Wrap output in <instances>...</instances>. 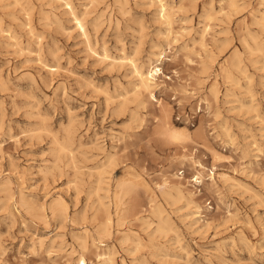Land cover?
<instances>
[{
    "label": "rangeland",
    "instance_id": "obj_1",
    "mask_svg": "<svg viewBox=\"0 0 264 264\" xmlns=\"http://www.w3.org/2000/svg\"><path fill=\"white\" fill-rule=\"evenodd\" d=\"M162 1L0 0V264H264V1Z\"/></svg>",
    "mask_w": 264,
    "mask_h": 264
},
{
    "label": "bare ground",
    "instance_id": "obj_2",
    "mask_svg": "<svg viewBox=\"0 0 264 264\" xmlns=\"http://www.w3.org/2000/svg\"><path fill=\"white\" fill-rule=\"evenodd\" d=\"M264 1V0H263ZM158 2H159V11H160V16L163 18V19H165V21L167 22V20H168V14L169 13H167V9L168 8H166L167 6L165 5V3L162 1V0H158ZM264 3V2H263ZM67 4V3H66ZM168 4V3H167ZM235 5V4H234ZM235 7V6H234ZM70 8V7H69ZM213 10V9H212ZM158 11V12H159ZM71 12V11H70ZM212 14V13H211ZM73 15V14H72ZM75 16V15H74ZM208 17H210V16H208ZM170 18V17H169ZM162 20V19H161ZM174 20V19H173ZM210 20V19H209ZM259 20H261V19H259ZM78 22V20L76 21V23ZM170 23V22H169ZM168 23V24H169ZM262 23H264V19L262 20ZM167 24V23H166ZM260 24H261V21H260ZM263 25V24H262ZM79 26V25H78ZM165 26V25H164ZM80 27H82V26H80ZM79 27V28H80ZM169 27V26H168ZM171 29V28H170ZM204 30H205V28H204ZM208 30V29H207ZM169 32V31H168ZM204 32V31H203ZM167 33V32H166ZM171 33V32H170ZM205 33V32H204ZM169 34V33H168ZM203 34V33H202ZM205 36V35H204ZM252 38V37H251ZM216 40H217V38H216ZM253 40V39H252ZM195 42V41H194ZM193 42V43H194ZM205 42V41H204ZM213 43V42H212ZM247 46V45H246ZM187 47V46H186ZM202 47V46H201ZM248 47V46H247ZM203 49V48H202ZM251 49V48H250ZM250 49H248L249 51H250ZM256 49V48H255ZM205 50V49H204ZM166 51V50H165ZM165 51L164 50H162V51H160L159 53H155V52H153V53H155V55H156V57L153 59V58H149L148 59V62H147V64L145 65V68L144 69H142V68H140V67H137V65H133L134 66V70H135V73H136V75H137V80H138V85L137 86H139V87H141L142 89H144V90H148L149 91V93L152 91V89L153 88H155L156 87V84H157V82H156V77H155V75H156V73L158 72V71H160V67L158 66L159 64H161V62H162V60H163V58L165 57ZM207 51V50H206ZM260 51V50H259ZM208 52V51H207ZM250 52H252V51H250ZM206 53V52H205ZM234 53H235V51H234ZM209 54V53H208ZM208 54H207V56H205V57H207V59H208ZM249 54V53H248ZM232 55V54H231ZM234 56H235V54H233ZM232 55V56H233ZM201 58V57H200ZM212 60V59H211ZM230 60V59H229ZM132 63V62H131ZM232 63V62H231ZM210 64V63H209ZM226 64V63H225ZM230 64V63H229ZM204 65V64H203ZM212 65V64H211ZM236 65V64H235ZM229 67H231V66H229ZM237 67H235V69H236ZM239 69V68H238ZM205 70V69H204ZM228 70V69H227ZM227 70H226V73H227ZM233 70H234V68H233ZM225 72V71H224ZM206 73V72H205ZM218 73V72H217ZM210 75V74H209ZM225 75V74H224ZM229 76V75H228ZM226 77V76H225ZM213 78V77H212ZM231 78V77H230ZM225 80V79H224ZM231 81L233 80V79H230ZM136 86V87H137ZM215 86V85H214ZM217 89V88H216ZM209 90V89H208ZM215 90V89H214ZM210 91H212V93H213V90L211 89ZM218 91V90H217ZM211 93V92H210ZM214 94V93H213ZM151 96L152 97H154L153 96V94L151 93ZM214 97V96H213ZM209 99V98H208ZM144 102V101H143ZM157 115V114H156ZM166 117H167V114H166V111L164 112V115H163V120H162V126H163V132H161V131H159L160 132V134L162 133H164V134H166V136H167V134H168V136L172 139V138H175L174 140H176V139H178V138H181L182 139V137L179 135V133L176 131V130H173L172 128H169V127H167L168 125H167V120L169 119H166ZM162 118V117H161ZM158 132V131H157ZM159 132H158V134H159ZM186 132V131H185ZM156 133V132H155ZM159 134V135H160ZM163 134V135H164ZM183 135H185V134H183ZM190 135V134H189ZM162 136V135H161ZM164 137V138H168V136L167 137ZM188 135L186 134L185 135V137H187ZM191 137V136H190ZM170 139V140H171ZM177 140V142L179 141V142H183V141H185L186 139H189L188 137L185 139V140ZM68 140V139H67ZM165 140V139H164ZM166 140H168V139H166ZM189 140H191V139H189ZM65 141V140H64ZM188 141V140H187ZM193 141V140H192ZM66 143H67V141H66ZM186 144V143H185ZM63 146V145H62ZM64 146H65V144H64ZM182 146V145H181ZM62 148V147H61ZM60 148V149H61ZM180 148V147H179ZM182 148H184V147H182ZM65 149V148H64ZM216 155V154H215ZM110 158V157H109ZM108 158V159H109ZM107 160V159H106ZM109 161V160H108ZM65 162V161H64ZM192 164H193V166H194V170H195V172L190 176V178H187L186 180H187V182L189 183V184H191V185H193V186H195L194 187V189H197V186L199 185V184H201L202 182H203V177H205V175H207L208 173L206 172V170H205V167L198 161V160H192ZM111 165H112V163H111ZM198 167V168H197ZM177 172V174H180V173H182L184 170H176ZM212 171V170H211ZM211 176V175H210ZM124 177V176H123ZM127 177V176H126ZM179 178V177H178ZM184 178V177H183ZM180 182L181 181H179V183L178 184H174V185H171V187L169 186V188H171V189H173V190H175V192L177 193V195H180V196H182L183 195V187H182V185L180 184ZM124 183H126L125 181H122L121 182V184L120 185H122V184H124ZM125 185V184H124ZM123 185V186H124ZM129 186V185H128ZM129 188V187H128ZM162 188H165V189H162V192L163 193H166L167 194V184H166V182L164 181V183H163V186H162ZM123 191V190H122ZM188 193H190V194H194L195 192L194 191H189ZM119 197V196H118ZM116 198V197H115ZM119 199V198H118ZM174 201V200H173ZM58 202V201H57ZM60 202V201H59ZM62 202H64V201H62ZM62 202H61V204H62ZM167 203V202H166ZM187 204V203H186ZM54 205H55V203H54ZM51 207V206H50ZM59 209H60V207H59ZM44 210V209H43ZM159 211V210H158ZM152 212V211H151ZM157 215H158V213H157ZM159 216V215H158ZM160 221V220H159ZM164 222V221H163ZM164 224H165V222H164ZM168 224V223H167ZM158 226V225H157ZM156 228V227H155ZM159 228H160V226H159ZM165 229V228H164ZM161 231V230H160ZM107 232V231H106ZM92 244V243H91ZM111 253V252H110ZM97 255L99 256V258H101L102 259V261L103 262H105L106 263V261H107V264H108V259H109V257L112 255V253H111V255L109 254V255H107V253H105V252H101V253H97ZM109 256V257H108ZM80 261H81V264H85L86 262H85V260H84V256H80ZM102 261H99V262H102ZM114 262V261H113ZM114 264V263H113Z\"/></svg>",
    "mask_w": 264,
    "mask_h": 264
}]
</instances>
